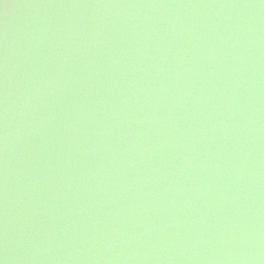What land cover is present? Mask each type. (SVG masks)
I'll return each instance as SVG.
<instances>
[{
    "label": "water",
    "instance_id": "1",
    "mask_svg": "<svg viewBox=\"0 0 264 264\" xmlns=\"http://www.w3.org/2000/svg\"><path fill=\"white\" fill-rule=\"evenodd\" d=\"M4 264H264V0H0Z\"/></svg>",
    "mask_w": 264,
    "mask_h": 264
},
{
    "label": "snow or ice",
    "instance_id": "2",
    "mask_svg": "<svg viewBox=\"0 0 264 264\" xmlns=\"http://www.w3.org/2000/svg\"><path fill=\"white\" fill-rule=\"evenodd\" d=\"M0 264H3V261L2 260H0Z\"/></svg>",
    "mask_w": 264,
    "mask_h": 264
},
{
    "label": "clouds",
    "instance_id": "3",
    "mask_svg": "<svg viewBox=\"0 0 264 264\" xmlns=\"http://www.w3.org/2000/svg\"><path fill=\"white\" fill-rule=\"evenodd\" d=\"M3 261V260H2ZM3 264H4V261H3Z\"/></svg>",
    "mask_w": 264,
    "mask_h": 264
}]
</instances>
